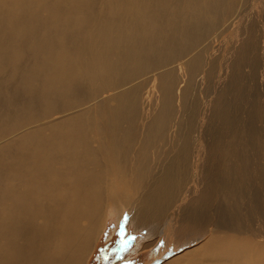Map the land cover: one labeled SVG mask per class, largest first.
<instances>
[{
    "label": "bare ground",
    "instance_id": "6f19581e",
    "mask_svg": "<svg viewBox=\"0 0 264 264\" xmlns=\"http://www.w3.org/2000/svg\"><path fill=\"white\" fill-rule=\"evenodd\" d=\"M19 1L24 4L16 20L22 23L12 36L2 31L7 15L0 0V42H6L4 53L21 49L13 59L18 71L32 64L28 60L38 50L54 52L57 32H80L70 40L71 52L65 45L55 62L51 56L53 68L42 57L33 65L37 79L46 69L56 71L52 90L31 92L22 83L16 104L27 107L31 95L56 100L67 93L82 103L89 92L97 108L102 94L103 109L93 122L105 123L108 135L91 148L77 111L46 114L47 120L22 117V129L1 143L0 264H87L103 234L97 229L108 173L129 187L118 190L119 202L142 189L129 208L136 227L147 228L151 238L166 233L163 224L172 221L180 225L183 244L205 238L163 264H264V0H56L47 5L63 16L56 29L40 13L30 17L29 2ZM85 2L102 5L94 17L75 15ZM101 8L111 22L103 21ZM40 26L48 37L40 38ZM124 45L130 48L124 58L157 70L160 100L154 110L152 89L135 100L134 79L142 74L118 81L120 54L102 67ZM8 59L0 55V63ZM121 97L128 102L108 105ZM6 100L0 80V104ZM20 118L15 104L0 107V123ZM65 120L69 129L45 132ZM135 134L138 144L125 147ZM78 218H86L82 231ZM155 248L153 257L164 254Z\"/></svg>",
    "mask_w": 264,
    "mask_h": 264
},
{
    "label": "rangeland",
    "instance_id": "374dc122",
    "mask_svg": "<svg viewBox=\"0 0 264 264\" xmlns=\"http://www.w3.org/2000/svg\"><path fill=\"white\" fill-rule=\"evenodd\" d=\"M2 1L6 8V15H7V24L3 27L2 31L3 33H10L12 36H14L13 30L17 26H20V24L22 23L16 20V16L18 15L20 7L24 3H20L19 0H2ZM27 1L30 4V9L28 10L31 12L30 17H33L34 15L40 13L39 16L42 19L41 21H45L44 19H47L48 21L55 22L54 29H56L63 22L64 20L63 16L61 15L58 8L54 7L51 8V10H49L47 7L49 3L57 2L56 0H36V1L27 0ZM59 2L61 4L62 0H59ZM98 6L100 7L102 6L100 5V2H94V3L85 2L82 5V7L78 9L79 12L75 15L94 17L95 16L94 10L98 8ZM74 18L84 19L82 16H75ZM103 21L109 23L112 21V17L106 15L104 12ZM25 27H26V23H25ZM38 31H39V35L43 36L40 37L41 39H44L45 38L44 36L48 37L47 30L44 29L43 26H40ZM77 32H80V30L78 31L73 30L69 33L57 32L56 35L59 36V41H60V44L57 47V49L49 54L46 52L45 53L46 55L42 53L40 50H38L35 53V56L32 55L28 60L29 62L27 61L28 63H32V64L25 66L23 69H20V71L17 70V66L13 62V59H15L17 56L20 55L21 49L19 47H16L14 50L9 48L11 52L4 53L3 44H6V42H4L3 40L2 42H0V55L7 54V57L9 58L6 63H0V80L3 84V91L7 99L5 102L0 104V107L4 110L5 107L7 106L9 107L10 105L15 104V106L20 110V116H21L20 120H17L14 123L7 120L2 121L0 123V158L5 157L4 152L6 151L4 145L1 143L7 142L9 139L13 137L14 133H18L19 131L18 129H22L21 126L22 124L25 125V123L22 122L21 119L22 117L27 116L29 114L35 115V117L32 119L33 121H35V119H38L43 116L45 117L44 120H47L48 117L45 116L46 114L47 116H50L49 118H53V117L55 118L58 116L65 115L66 113L72 111H77V113L80 114V119H79L80 123L86 129V133H87L86 139L89 142V146L91 148L99 146V142H98L99 136H101L103 140L107 137L108 131H106L105 123L99 122L97 125H95L93 122L94 116L97 119H99L98 114L103 109L102 94L99 97L100 102L98 103L97 108H95L94 105L95 103L93 101L94 95H92L89 92L84 94V101L82 103H81L82 100L76 99L73 93H67L65 95H60L56 100H52V99L46 100L47 96L40 99L31 95L30 96L31 102L28 104L27 107L21 108L16 104L19 99V97L16 96V89L25 87L22 86V83H25L27 88L31 90V92L33 90L39 92H49L52 90V85L50 84V82H53V80L56 78V74H54L56 71H54V73L51 74L49 69H46L44 71L48 74L43 76L42 79H37L38 77L35 78L32 74V70L35 68L33 67V65H36L35 61L37 64H39L37 57H42L44 59L48 58L49 64L51 68H53L54 64L52 63V57H54V62H55L59 58L57 57V54L62 50H64L65 45H67L70 48V52H71L73 44L70 42V40L71 39L75 40V36ZM123 35L126 37L125 34ZM129 50L130 48L128 46L125 47V45L123 47H119V51H115L107 57L102 67L106 68L114 64L115 63L114 59L120 54V59L121 58L122 59L120 61L121 66L118 69L119 70L123 69V70L121 73L117 75L118 81L120 79L124 82L127 80L130 81L131 78L129 74H142L143 78H141L140 76V78L134 79V81L139 82L138 86L136 87L139 89V97L136 98L135 100L136 101H139L140 99L142 100L146 93V90L152 89L151 96L153 97V101L151 105V110H154V108H156L157 102L160 100V92L156 81L157 74H155L157 70L152 69L150 67V64H142L136 60H130L124 58V56L129 52ZM64 55L65 53L63 54V56ZM71 57L72 56H70V58ZM49 77L51 79H49ZM10 78H16V80H18L17 83L16 84L10 83L9 82ZM97 81L100 83L101 79H98ZM262 83H264V81H262ZM91 87H92V83H88L87 91ZM262 87L264 88V84L262 85ZM111 92H113V90H109L105 94ZM68 95H72V97L69 99ZM121 102L127 103L128 101L124 100L123 98L121 99V101L110 100L108 102V105L110 107H117ZM85 107H88L87 113H83ZM54 123L55 124L51 128L49 127L45 128L44 130L49 129L48 131L45 132H50V129H53L55 132H58L59 130L62 129L67 130L72 125V123L68 120H65L62 123H58V122H54ZM122 126H127L126 120L122 122ZM136 130L139 131V128L136 127ZM138 142H139V137L135 134L133 141L129 142L125 147L135 146L136 144H138ZM98 151L104 152L103 150H101V146L99 147ZM100 160H102V162L105 163L108 162L105 161L106 159L104 157H100ZM115 163L116 161L114 160L113 164ZM110 170L112 169H109V171ZM106 175L107 178L104 181V193L102 197L104 204V216L101 225L97 229V234L100 233L101 231H103V234L98 240V242L96 241L97 245L94 246V249L92 250V253L90 254V257L87 261V264H163L171 260L175 256L179 255L180 253L184 252L185 249L193 248L197 246L205 239L200 237L196 240H193L191 243L183 244L178 239V234L180 233L179 232L180 225L174 221H172L171 226H169L168 223L163 224L164 227L168 228L166 233H164L163 235H158L156 237L154 236L152 237L153 238L152 239L151 234L149 233V230L147 228L144 229V228L136 227V225L132 221L133 213H135L134 209L131 210L129 208L131 207V203L133 199L138 200L139 197L138 195L142 193V189L133 192L131 196L127 199L128 201L123 200L119 202L118 199L121 198L117 196L118 190L127 191L129 187H125L123 180H117L118 177H116L114 173H108ZM120 203H122L121 206H119ZM73 216L74 214H70L69 218H72ZM42 221H43L42 217L38 215L37 217L38 224ZM85 221L86 218L77 219V227L79 228V230L81 231L84 230V227L86 226ZM169 227H171L172 230H169ZM164 241H167L166 245ZM162 244L165 247H163ZM145 245L148 248V250H143ZM155 247L156 248L162 247L163 250L165 251L164 254L156 258L153 257V252Z\"/></svg>",
    "mask_w": 264,
    "mask_h": 264
}]
</instances>
